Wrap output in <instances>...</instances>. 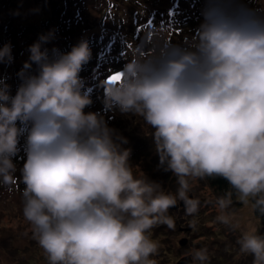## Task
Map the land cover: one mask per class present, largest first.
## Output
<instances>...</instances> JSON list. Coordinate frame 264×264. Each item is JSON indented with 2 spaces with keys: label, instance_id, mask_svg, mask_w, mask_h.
I'll use <instances>...</instances> for the list:
<instances>
[{
  "label": "clouds",
  "instance_id": "clouds-1",
  "mask_svg": "<svg viewBox=\"0 0 264 264\" xmlns=\"http://www.w3.org/2000/svg\"><path fill=\"white\" fill-rule=\"evenodd\" d=\"M256 2L205 0L198 27L182 42L163 27L150 32L101 82L108 113L139 118L150 130L158 168L176 178L175 191L137 174L131 149L122 147L127 139L105 115L85 111L93 103L80 77L91 59L86 39L50 58L42 45L52 33L41 35L14 95L0 79V186L10 193L25 186L22 215L47 264H157L153 230H176L169 210L180 202L194 217L201 201L189 194L208 178L230 185L216 197L217 222L240 228L233 196L264 217V8L249 6ZM13 60L5 44L0 63ZM236 242L252 264H264V236L255 228ZM190 257L210 264L206 247Z\"/></svg>",
  "mask_w": 264,
  "mask_h": 264
},
{
  "label": "rangeland",
  "instance_id": "rangeland-1",
  "mask_svg": "<svg viewBox=\"0 0 264 264\" xmlns=\"http://www.w3.org/2000/svg\"><path fill=\"white\" fill-rule=\"evenodd\" d=\"M154 2L157 3L156 5H168L167 0H154ZM47 6H45L44 0H0V26L3 20L11 17L15 22L28 27V38L12 48L13 62L11 64L0 63V66L5 64V67L7 66L9 69L10 67L16 68L18 71L23 69L24 64L29 60L28 49L34 44L33 39L36 38L34 35L35 26L37 29H43L41 31L44 33L52 21ZM95 9L89 11L90 15L97 12ZM120 13L117 19L119 24L116 28L121 26L122 16L126 17L124 13ZM95 16L98 17V13ZM96 21L92 19L86 28L83 27L77 31L73 28L71 35L74 34L75 39L81 40L93 33L100 34L103 27L96 24ZM150 23L155 24V20ZM164 25L165 23L159 21V24L152 27L168 29ZM70 29L72 30V28ZM181 30L183 32L175 29V33H171L168 29L165 35L170 34L173 43H180L185 36L189 35V29L181 28ZM3 41L0 38V48L7 44ZM125 121L126 125L132 129L130 128L131 130L129 129L127 132L122 129H118V131L122 136L125 135V138H129V143L122 147L131 149L130 163L137 168L135 170L137 174L142 175L143 173L150 180L159 182L164 189L175 191L176 178L171 172H164L158 168L159 158L155 152L150 130L139 118L134 120V118L127 117ZM139 150L140 153H144V156L136 160V153ZM189 195L199 198L201 201L199 212L194 217L185 216L184 205L171 208L169 214L176 219V230H168L166 226H160L153 230L152 238L157 240L161 247L158 255L151 258L155 259L157 264H176L182 257L190 256L189 253L193 249L206 247L210 253V264H252L253 256L241 254L236 242L243 231L255 228L258 232L261 227L259 218L253 213L250 206L241 205L236 208L233 205L232 210L240 222V228L233 231L216 221V216L219 213L215 206V198L207 184L203 181L195 184ZM193 219L196 221L195 229L189 226ZM180 227H182L181 230ZM182 238L186 239V242L184 245H179V240ZM0 264H47L43 249L31 238L30 228L23 218L21 194L17 190L10 193L6 188L0 189Z\"/></svg>",
  "mask_w": 264,
  "mask_h": 264
},
{
  "label": "trees",
  "instance_id": "trees-1",
  "mask_svg": "<svg viewBox=\"0 0 264 264\" xmlns=\"http://www.w3.org/2000/svg\"><path fill=\"white\" fill-rule=\"evenodd\" d=\"M167 1L168 5H156L157 3L154 0H44L45 6L49 2L47 8L52 21L44 33L42 32L43 29H37V26H35L34 35L36 38L33 39V43L39 40V36L52 33L50 41L42 45V50L46 48L51 58L53 49H57L61 53H68L73 46L77 45L82 39H86L91 49V59L83 66L80 77L84 84L83 91L90 95L93 103L85 111L105 115L106 119L109 120L110 127L127 132L131 128L126 125L125 120L127 117L118 113L113 116L106 111L103 103L104 91L100 85L111 71L122 69L127 62L126 59L131 58L128 45L139 44L150 32L158 31L159 28L154 29L152 26L159 24V21L165 23L164 26L171 33H175L172 29H178L179 31L181 28L194 30L198 27L202 19L200 12L205 5V0ZM249 6L264 8V0H257L255 4ZM93 8H96L97 12L94 15H90L89 11ZM120 12L124 13L126 17L123 18L122 16L120 20L121 26L116 28L119 24L117 19L121 14ZM96 13H98V17L95 16ZM92 19L97 20L96 24L103 27L100 34L93 33L91 36L83 37L81 40L75 39L74 34L71 35L74 29L77 31L83 27L86 28V25ZM154 20L155 24L150 23V21ZM0 38L5 43L11 44L12 48L16 47L18 43H23L22 41L28 38V27H25L22 23L15 22L9 17V19L3 20L0 26ZM31 71L32 74L36 73L35 64L32 65ZM19 72L16 68L10 67L9 69L7 66L5 67V64L0 66V79L10 86L13 95L21 83L17 75ZM126 139L129 143V138ZM25 142L26 134L20 137L18 145L20 152L14 161L17 163L18 168L23 166L26 158L23 151ZM136 156L137 160L140 157L142 158L144 153H140L139 150ZM16 176H20L19 171H17ZM203 182L210 188L212 196L215 198L214 200L230 190L229 183L223 178H208ZM24 187L22 183H19L16 190L21 194ZM1 188L4 187L0 186ZM233 205L236 208L242 205L236 200L235 196H233ZM255 215L259 218L261 225L258 234L264 236V217Z\"/></svg>",
  "mask_w": 264,
  "mask_h": 264
},
{
  "label": "water",
  "instance_id": "water-1",
  "mask_svg": "<svg viewBox=\"0 0 264 264\" xmlns=\"http://www.w3.org/2000/svg\"><path fill=\"white\" fill-rule=\"evenodd\" d=\"M120 70H122V69H120ZM120 70L113 71L112 73H110L109 75H107L104 80H106L110 75L115 74L116 72H118ZM103 91H104V89H103ZM179 205H183V202H180L174 208H177ZM174 208H172V209H174ZM185 242H186V239L182 238V239L179 240V245H184ZM190 262H191V257L188 255L186 257H182L176 264H188Z\"/></svg>",
  "mask_w": 264,
  "mask_h": 264
},
{
  "label": "flooded vegetation",
  "instance_id": "flooded-vegetation-1",
  "mask_svg": "<svg viewBox=\"0 0 264 264\" xmlns=\"http://www.w3.org/2000/svg\"><path fill=\"white\" fill-rule=\"evenodd\" d=\"M180 230L182 229V227L179 228ZM190 254V253H189Z\"/></svg>",
  "mask_w": 264,
  "mask_h": 264
}]
</instances>
